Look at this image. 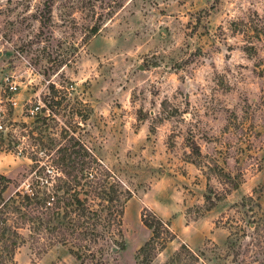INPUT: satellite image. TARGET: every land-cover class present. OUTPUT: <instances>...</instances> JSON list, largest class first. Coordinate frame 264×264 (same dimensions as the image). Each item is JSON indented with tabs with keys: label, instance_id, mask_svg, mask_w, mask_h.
Wrapping results in <instances>:
<instances>
[{
	"label": "rangeland",
	"instance_id": "1",
	"mask_svg": "<svg viewBox=\"0 0 264 264\" xmlns=\"http://www.w3.org/2000/svg\"><path fill=\"white\" fill-rule=\"evenodd\" d=\"M78 139L121 209L102 264H264V0H0L3 194ZM31 239L0 264H79Z\"/></svg>",
	"mask_w": 264,
	"mask_h": 264
},
{
	"label": "trees",
	"instance_id": "2",
	"mask_svg": "<svg viewBox=\"0 0 264 264\" xmlns=\"http://www.w3.org/2000/svg\"><path fill=\"white\" fill-rule=\"evenodd\" d=\"M48 87L52 94L56 92L53 83ZM36 105L40 112L45 110L38 104L33 107ZM42 153L50 152L45 149ZM86 153L78 139L54 147L46 163L33 154L30 181L7 195L3 192L10 179L0 174V254L11 257L15 246L27 236L33 242L42 241L47 248L64 247L79 264H102L107 253L121 248V239L115 237L120 232V206L115 205L107 187L94 184L86 171ZM49 169L55 171L50 173ZM141 220L151 231L136 251L145 258L155 238L168 231L159 220Z\"/></svg>",
	"mask_w": 264,
	"mask_h": 264
},
{
	"label": "built area",
	"instance_id": "3",
	"mask_svg": "<svg viewBox=\"0 0 264 264\" xmlns=\"http://www.w3.org/2000/svg\"><path fill=\"white\" fill-rule=\"evenodd\" d=\"M1 85L6 89L8 93H10V96L7 97L9 101H11L12 104L15 103V100L13 98V94L17 90V84L14 80L10 79V77L4 76L2 77ZM37 109V105L32 107L29 112H32L33 110Z\"/></svg>",
	"mask_w": 264,
	"mask_h": 264
},
{
	"label": "water",
	"instance_id": "4",
	"mask_svg": "<svg viewBox=\"0 0 264 264\" xmlns=\"http://www.w3.org/2000/svg\"><path fill=\"white\" fill-rule=\"evenodd\" d=\"M139 69H141V67H139Z\"/></svg>",
	"mask_w": 264,
	"mask_h": 264
}]
</instances>
